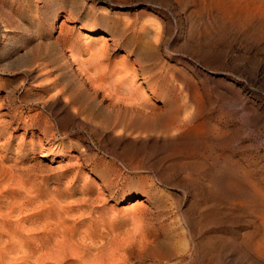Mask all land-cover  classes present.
<instances>
[{"label":"rangeland","instance_id":"1","mask_svg":"<svg viewBox=\"0 0 264 264\" xmlns=\"http://www.w3.org/2000/svg\"><path fill=\"white\" fill-rule=\"evenodd\" d=\"M0 183V264H264V0H0Z\"/></svg>","mask_w":264,"mask_h":264},{"label":"bare ground","instance_id":"2","mask_svg":"<svg viewBox=\"0 0 264 264\" xmlns=\"http://www.w3.org/2000/svg\"><path fill=\"white\" fill-rule=\"evenodd\" d=\"M253 8H254V6H253ZM248 10H249V9H248ZM238 11H239V10H238ZM254 13H255V12H254ZM101 49H102V48H101ZM97 52H98V51H97ZM101 53H102V52H101ZM85 66H86V65H85ZM90 68H91V67H90ZM90 68H89V69H90ZM147 73H148V72H146V70H142V75H147ZM88 75H89V74H88ZM136 76H137V75H136V73H135L134 78H136ZM87 78H88V77H87ZM93 80H94V79H93ZM95 80H96V79H95ZM101 84H102V83H101ZM98 85H99V84H98ZM107 86H108V85H107ZM95 87H96V86H95ZM95 87H94V88H95ZM109 90H110V89H109ZM110 91H111V90H110ZM96 93H97V90L95 89L94 94H96ZM109 93H110V92H109ZM113 93H114V92H113ZM113 93H112V94H113ZM116 93H117V92H116ZM132 93H133V90L128 89V90H127V93H125V94H128V95L130 96V98H131V94H132ZM112 94H111V96H112ZM121 94H122V93H121ZM59 95H60V94H59ZM57 96H58V95H57ZM111 96H110V97H111ZM116 96H117V95H116ZM119 97H120V96H119ZM123 99H124V97H123ZM127 99H128V97H127ZM131 99H132V98H131ZM132 100H133V99H132ZM117 101H118V100H117ZM117 101H116V102H117ZM136 101H137V99H136ZM136 101H134V103H135ZM116 102H115V103H116ZM128 102H129V101H127V103H128ZM131 102L133 103V101H131ZM122 103H124V101H123ZM129 103H130V102H129ZM124 105H125V104H124ZM144 105H145V104H144ZM126 106H127V105H126ZM128 106H129V105H128ZM130 106H131V105H130ZM137 107H138V106H137ZM138 108H139V107H138ZM144 108H145V107H144ZM144 108H143V109H144ZM75 111H76V110H75ZM149 116H150V115H149ZM109 119H110V118H109ZM117 121H118V120H117ZM194 121H195V120H194ZM124 124H125V123H124ZM199 124H200V123H199ZM109 125H110V124H109ZM109 127H110V126H109ZM114 127H115V125H114ZM124 128H125V127H124ZM164 131H165V130H164ZM182 131H183V130H182ZM188 131H190V130H188ZM205 131H206V130H205ZM120 132H121V131H120ZM199 132H200V131H199ZM190 133H191V132H190ZM185 134H186V133H185ZM0 184H1V183H0ZM57 246H58V244H57ZM58 250H59V249H58ZM263 250H264V249H263ZM58 252H59V251H58ZM51 256H52V255H51ZM60 257H62V256H60ZM75 257H76V256H75ZM65 259H66V258H65ZM46 261H47V260H46ZM57 261H58V260H57ZM62 261H63V260H62ZM42 262H43V261H42Z\"/></svg>","mask_w":264,"mask_h":264}]
</instances>
